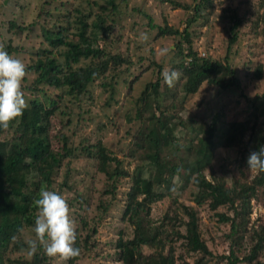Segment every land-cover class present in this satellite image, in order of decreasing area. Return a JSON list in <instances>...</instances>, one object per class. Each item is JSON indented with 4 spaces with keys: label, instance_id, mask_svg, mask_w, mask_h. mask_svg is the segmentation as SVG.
Wrapping results in <instances>:
<instances>
[{
    "label": "trees",
    "instance_id": "16d2710c",
    "mask_svg": "<svg viewBox=\"0 0 264 264\" xmlns=\"http://www.w3.org/2000/svg\"><path fill=\"white\" fill-rule=\"evenodd\" d=\"M126 1L90 0L87 3L90 5L88 10L83 12L80 5L74 4V0H42L41 13L36 14L34 23L38 24L41 30L40 37L47 46L37 49L33 53L32 62L26 63V71L34 74L33 79L25 86L27 90L32 91V95L26 98L29 108L25 110L22 118L10 124L9 128H0V264H49L50 257L42 247L38 248L31 258L23 255L27 249L26 241L29 240L25 239V233H31L34 238L32 229L37 211L33 201L38 198L42 188L61 194L63 191L60 186H65V183L57 185L55 189L52 187L55 178L60 172L63 176L73 174L74 168L70 164L85 159L91 160L94 164V174L102 177L101 187L95 196L96 205L101 212L110 206L106 197L115 198L119 179L128 180V188L120 199L122 201L120 220L131 227V232L119 234L113 242L114 259L120 264H205L212 257V253L204 239L200 237L198 229V208L202 206L213 212L217 222L227 223L229 226L228 232L223 236L229 244L228 253L218 255L217 261L225 260L223 264H237L240 261L245 264H264V220L260 219L254 228L249 224L250 202L253 200L264 206V173L250 170L246 163L250 152L264 148V108L245 114L247 111L243 107L240 109L242 113L244 112L241 119L227 122L224 120L223 110L221 113L213 112L207 123L200 122L196 126L198 132L192 137L179 139L176 130L180 128L184 131L186 127L191 126L195 114L182 116L180 111L183 109L184 100L175 101L172 98L163 108L159 107L155 100L151 112L152 127L148 129L146 138H141L135 147L138 149V159L130 171L125 168L127 164H124L126 162L124 149L119 147L117 152L121 155L117 156L105 146L100 133L96 134L99 130L96 129V133L91 136L82 133H79L81 136H76L74 131L67 134L66 128H69L72 116L76 117L75 127L82 118V110L78 106L81 99L91 101L92 84H99L101 92L108 93L104 102L107 106L111 100L115 102L113 95L118 80L121 84L127 83L128 94L130 85L139 76L132 71L129 72L128 65L131 61L122 52H110L105 47H100L86 54L80 49V43H88L94 30H98L103 41L107 43L115 41L116 36L122 38L124 26L121 13L125 9L122 10L121 5ZM167 1L174 6L173 8L189 9V4ZM193 1V18L200 16L202 8L212 9L210 0ZM261 1L262 13L251 22V31L264 41V0ZM92 5L99 8L94 13L90 10ZM53 11L62 12L51 26H44V20L40 22V19L49 16ZM130 11H138L145 15L138 6L131 7ZM220 15L225 19L223 13ZM63 16L67 17L64 19ZM68 16L73 20L70 21ZM226 19L230 23L227 53L230 45L236 40V29L243 19L234 10ZM64 20L66 25L62 26L60 22ZM34 23L19 28H29ZM147 25L150 29L156 28L154 38L175 36L180 33L168 25H155L150 18ZM70 30H74L72 32L76 33L78 41H70L68 37ZM181 32V38L189 45V34L186 29ZM60 47H66L62 60L59 58L64 51L61 52ZM5 50L9 54L17 52L16 48L10 45H6ZM181 50L178 40L172 50V56L168 59L170 64L168 69L182 73L183 98L195 93L201 83L206 82L220 91L229 86L234 87L238 91L237 98H243L245 102H250L251 106L255 107L252 100L257 96H247L242 91L239 79L228 65L227 54L223 56L221 63L197 55L190 46L187 47L185 55H181ZM179 55L189 57V60L183 64ZM81 59L90 60L81 64L79 63ZM137 59L144 60L142 57ZM261 64H255L248 71L250 63L246 61L244 66L247 71L244 80L259 79L263 68ZM146 65L153 66L157 73L159 72L160 64L154 60H150ZM146 65L143 69L148 68ZM222 68L231 78L229 84L221 85L214 77L216 71ZM120 72L130 75H124L119 79ZM161 79L162 75L144 83L137 102H145L146 93L158 85ZM43 85L57 92L47 93L43 90ZM155 96L154 93L153 97ZM233 100L237 103V99ZM64 101L75 104L78 108L74 110L63 105L62 109L61 103ZM224 105L221 106L222 109L225 108ZM135 113V118L139 119L140 111ZM53 117H59L61 124L51 135ZM96 126L101 128L103 122H97ZM218 133L221 137L215 140ZM52 138L61 141L59 149H52ZM217 147L235 149L236 155L232 161L233 168L228 170L229 176L222 172L219 174L213 172L211 160ZM180 150L183 152L182 155ZM133 154L130 160H133ZM130 160L127 161L131 162ZM43 164L47 173L45 177L41 175ZM144 164L152 166L150 176L142 175ZM205 171H208L210 178L204 176ZM251 172L252 176L249 177L248 174ZM92 176L91 174L90 177ZM173 178L180 182V189L185 190L190 186L194 188L195 191L191 192L190 197L193 205L176 201L175 194L172 193ZM91 181L92 178L90 183ZM73 195L74 197L67 199V202L70 208L78 209L87 206L86 197H91L87 187L74 190ZM165 198H169L167 206L158 219L153 220L151 205ZM219 208L226 209V212L219 211ZM78 209H74L73 212H77ZM78 221L81 228L87 225L86 218L82 216ZM144 233L146 235H143ZM245 237L249 246L239 257V245L243 243ZM179 240L183 253H177ZM74 246L80 251L88 248L86 239H80L78 234ZM17 252L20 255H12ZM79 256L67 261L66 264H74ZM190 259L192 260L189 261Z\"/></svg>",
    "mask_w": 264,
    "mask_h": 264
},
{
    "label": "rangeland",
    "instance_id": "374dc122",
    "mask_svg": "<svg viewBox=\"0 0 264 264\" xmlns=\"http://www.w3.org/2000/svg\"><path fill=\"white\" fill-rule=\"evenodd\" d=\"M88 1L90 0H74V4L80 5L82 11L85 12L90 6L87 4ZM172 1L189 4V9L173 8L174 6L167 0H127L125 4L121 5L122 10L125 9V11L121 13V21L124 26L121 39L116 36L115 41L107 43L103 41L101 33L98 30H94L88 43H80V49L86 54L94 48L100 47H105V49L110 52L119 51L124 53L131 61V64L128 65L129 72L132 71L133 74H139L137 80L130 85V92L128 94L126 93L127 83L121 84L118 80L115 86L117 93L115 91L113 95L115 102L111 100L107 106L104 105V102L108 97V93L101 92V86L99 84H92L90 88L92 93L91 101L82 98L78 105L82 110V118H80L78 126L75 127L76 117L74 118L72 116L69 128H66L67 134L74 131L76 136H81L79 133L85 136H91L96 133V129L99 130L96 134L100 133L99 135H101L105 146L117 156L121 155L120 152H117V149L119 147L124 149L123 153L126 160L124 164H127L125 168L128 171L132 169L133 163L138 159V149L135 147L138 145L141 138H146L148 129L152 127L151 121H153V119L151 118V112L153 111L155 100L161 108L168 105L169 100L172 98L175 101L184 100L182 104L183 109L180 111L182 116L195 114V119L191 126L186 127L184 131L180 128L176 130L177 136L180 137L179 139H188L192 137L198 132L196 126L200 122L207 123L213 112L217 111L221 113V110H223L222 114L224 120L227 122L232 119H241L244 112L242 113L240 109L243 107L247 111L245 114L257 112L258 109L264 108V41L259 35L251 31V22L262 13V6L260 4L263 3V1L217 0V2L214 3L213 0H210L212 9L208 7L200 9V16H196L195 18H193L192 10L194 4L193 0ZM41 4L42 0H0V44H3L4 47L6 45H10V47L14 46L17 52H11L10 55L21 59L25 65L26 63L29 64L32 62L34 59L33 53H35L37 49L47 46L46 42L40 37L41 30L38 24L34 23L36 14L39 12L41 13ZM134 6L141 7L145 15L140 14L138 11L131 12L130 9ZM97 9L99 8L94 5L90 7L92 13L96 12ZM233 10L243 19V22L236 29V40L230 45L226 53L227 40L230 32L228 30L230 23L226 17ZM61 12L62 11H53L49 16H45L43 19L39 18L40 22L44 20V26H51V23L61 15ZM221 13L226 16L225 19L220 17ZM66 17L67 16H63L64 19ZM149 18L155 25H168L171 28L177 29L180 33L175 36L165 35L154 38L156 28H149L147 25ZM69 19L70 21L73 20L72 17H69ZM29 23H34V25L25 29L19 28L20 26L26 27ZM60 24L65 26V20L60 22ZM183 29H186V32L189 34V45L181 38V31ZM72 31L74 30H70L71 33L68 32V37L70 41L76 42L78 41L77 35ZM141 33L147 34V41L141 39ZM178 40L182 48L181 55H185L187 47L190 46L197 55L209 57L212 60H218L223 63V56L227 54L228 65L234 70V75L239 79L242 91L247 94V96H257H253L254 98L252 100L254 101L255 107L251 106L250 102H245L243 98H237L236 95L238 91L234 87L229 86L220 91L206 82H202L195 93L183 98L181 89V83L183 82L182 75L173 88H168L162 79L159 80L158 85L146 93L145 102L138 103L137 97L144 83L152 81L155 77L161 76L162 72L170 66L168 59L172 56L173 51L161 57L159 55V50L163 47H170L174 50V45ZM65 49L66 47H60L61 52ZM64 56L65 51L59 59L62 60ZM89 57L90 54L88 55V58ZM138 57H142L144 60L141 59L138 61ZM188 58L189 57L186 56L181 57L183 64H185ZM89 60L90 59H81L79 63L84 64ZM150 60H154L160 64L158 73L156 68L146 65ZM246 61L250 63V65H248V71H250L255 64L262 63L261 65H263V68L259 79L244 80V74L247 71L244 66ZM145 65L148 67L147 69H143ZM26 72L27 75L22 85L25 99L32 95V91L27 90L25 86L28 85L34 77V74L30 71ZM124 75L128 76L130 73L126 74V72H120L119 79ZM214 77L218 79L221 85L229 84L231 81L230 76L223 68L217 70ZM43 90L52 94L57 92V90L48 88L44 85ZM154 93L156 94L155 97H153ZM233 99H237V103H235ZM223 103L226 104V106ZM163 104L164 106H162ZM63 105H67L70 109L74 110L78 108L75 104H68L66 101L61 103L62 109H64ZM222 105H224V109H222ZM85 110H89L90 112L87 113ZM138 110L140 111V117L136 119L135 112ZM115 112L117 114H115ZM59 116L60 118L62 117L61 115ZM88 117L90 118L87 119ZM220 120H222V118H220ZM51 122L52 135L56 132L61 122L59 117H53ZM97 122H103V126L98 128L96 126ZM125 131H128V133L126 134ZM218 134H216L215 140L221 137V134ZM181 143L182 142L179 144L181 145ZM60 146L61 141H56L52 138V149L57 150ZM182 153L183 152L180 150V155H182ZM131 154L134 155L133 160H130ZM235 155V149L233 148H215V154L211 160V165L214 168V170L212 169L213 172L215 171L216 174L222 172L224 175L229 176L228 170L233 168L232 161ZM85 160L72 162L70 166L74 168L73 174L63 176L62 172H60L52 184V187L57 189V185L65 183V186L60 187L62 189L61 191H63L61 195H63L66 200L72 199V197H74V190L77 191V189L81 187H87L88 192L91 194V197H86L87 206L80 209L76 207L70 208L71 218L76 226V233L80 235V239H86L88 246L86 250L81 249L80 256L74 264H120L119 261L114 259L113 242L119 234L125 235L131 232V227L120 220L122 210V201L120 199L123 198V192L128 188V180L127 178L119 179L120 181L115 192V198L109 199L106 197L110 206L106 208L104 212H101L96 205L95 196L101 187L102 177L98 174H94V164H92V161L88 159ZM44 165L45 164H43L41 168L42 177H45L47 174ZM223 169L225 170L222 171ZM141 171L143 176H150L152 166L150 164H144ZM207 172L208 171L204 172V176L210 178ZM91 174L93 175L92 177H90ZM248 176L251 177L252 172L249 173ZM90 178H92L91 183ZM172 185V193L175 194L177 202L193 205V202L190 201L191 192L195 191L192 186L185 190L180 189V182H178L176 178H173ZM168 201L169 198H165L151 205V217L153 220L158 219L162 214ZM250 205L251 212L249 214V224L254 228L260 219L264 220V206L253 200L250 202ZM74 209H78L77 212H73ZM219 211L226 212V209L219 208ZM80 216L87 220V225L84 226V228H81V224L78 221ZM198 216L200 237L204 239L207 248L212 253V257L205 264H223L225 260L217 261L216 257L228 253L229 244L223 237L224 234L228 232V224H220L217 222L213 212L208 210L206 206L198 208ZM143 235L146 234L144 233ZM31 238H33L31 233L26 232L25 239ZM180 244L181 240L177 242V253H183ZM248 246L249 242L245 237L243 243L239 245V257L246 252ZM12 255L15 256L20 254L17 252L12 253ZM23 255L29 258L26 251L23 252ZM191 260L192 259L189 261ZM49 264H64V262L56 258H50ZM237 264H245V262L240 261Z\"/></svg>",
    "mask_w": 264,
    "mask_h": 264
},
{
    "label": "clouds",
    "instance_id": "9594fccd",
    "mask_svg": "<svg viewBox=\"0 0 264 264\" xmlns=\"http://www.w3.org/2000/svg\"><path fill=\"white\" fill-rule=\"evenodd\" d=\"M141 39L147 41V34L141 33ZM171 51L172 48L163 47L159 55L164 57ZM26 75L24 62L10 55L4 45L0 44V128H9L29 108L22 89ZM181 75L177 70L166 69L162 72V79L168 88H173ZM246 163L250 170L264 173V148L250 152ZM33 204L37 214L32 229L34 238L26 241L27 256L31 258L42 247L48 257L59 259L64 264L78 257L80 249L74 246L76 226L66 198L57 191L42 188Z\"/></svg>",
    "mask_w": 264,
    "mask_h": 264
},
{
    "label": "built area",
    "instance_id": "2783aa9c",
    "mask_svg": "<svg viewBox=\"0 0 264 264\" xmlns=\"http://www.w3.org/2000/svg\"><path fill=\"white\" fill-rule=\"evenodd\" d=\"M188 60H189V58H188Z\"/></svg>",
    "mask_w": 264,
    "mask_h": 264
}]
</instances>
